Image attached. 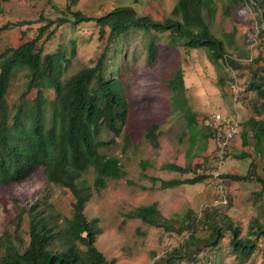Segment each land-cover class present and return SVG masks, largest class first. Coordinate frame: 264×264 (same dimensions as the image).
Segmentation results:
<instances>
[{
    "label": "trees",
    "instance_id": "obj_1",
    "mask_svg": "<svg viewBox=\"0 0 264 264\" xmlns=\"http://www.w3.org/2000/svg\"><path fill=\"white\" fill-rule=\"evenodd\" d=\"M226 1L223 5L226 15L231 12L230 6L237 9L246 6L255 14V28L249 32L257 41L258 53L247 64L249 78L245 90L253 93L255 100L251 104L252 115L241 126L242 151L233 157L250 159L251 168L257 170L259 163L254 159L264 158V29L261 27L264 0ZM215 14V0H177L170 16L162 21L148 15L139 16L132 7H115L94 18L99 29L98 40L102 43L100 54L90 66L66 78L61 77L63 64L68 62L62 50L48 53L40 42L52 21L40 28L35 38L0 52V187L21 182L39 169L46 180L47 187L43 191L49 194L50 187L61 189L69 197L70 207L68 214L61 213L54 203L43 201V197L20 205L10 222L11 229L0 236V264H118L116 259H108L98 250L99 221L88 219L85 214V206L94 191L106 188L110 180L126 176L120 159L109 153L117 139L122 140L124 149L130 141L126 134L130 107L120 79L112 72L107 73V54L116 40L133 29L151 36L146 45L149 65L155 61L156 40L164 35L170 44L181 43L187 52L202 49L212 64H224L242 74L243 64L239 57L232 55L237 50L235 29L217 35L213 30ZM73 16L75 23L92 19L79 12ZM62 22L59 20L57 27ZM49 37L48 34L46 40ZM71 50L73 55V44ZM22 76L27 82L17 105L10 109L9 93L15 79ZM167 84L174 93L169 97L171 113L190 132L192 143L197 142L196 136L206 139L203 129L196 128L198 115L187 102L176 98V91L185 90L183 70L174 71ZM218 84L222 87L224 79H218ZM46 90L52 91L50 101ZM34 92H37L35 99H30ZM158 127L153 124L145 134L153 148L158 147ZM217 133L213 132V137ZM147 165L150 164L142 161L143 168ZM163 168L180 175L190 171L189 166L175 163H167ZM261 171L262 175L253 171L243 176L222 174L219 178L234 182L256 181L259 185L256 196L260 197L257 200H261L264 219V166ZM208 178L211 176L202 173L161 183L171 189L183 184H199ZM150 181L154 184L157 179ZM124 217L181 238L177 247L164 253L154 264H219L223 253L221 242L226 235H229V252L237 262H245L258 249L251 236L264 237V226L256 220L249 225L248 235L241 237L239 226L216 207L205 208L200 214L187 209L167 218L157 204L152 203L134 207ZM25 224L26 229H23Z\"/></svg>",
    "mask_w": 264,
    "mask_h": 264
},
{
    "label": "rangeland",
    "instance_id": "obj_2",
    "mask_svg": "<svg viewBox=\"0 0 264 264\" xmlns=\"http://www.w3.org/2000/svg\"><path fill=\"white\" fill-rule=\"evenodd\" d=\"M176 1L0 0V52L8 46L35 38L39 29L52 21L40 42L48 53L62 50L68 62L63 64L61 77L66 78L90 66L100 54L102 43L98 40L95 17L115 7L126 6L132 7L139 16L148 15L153 20L162 21L170 16ZM215 1L213 30L220 36L222 32L235 29L237 50L232 55L233 58L239 57L243 64L242 74L224 64H212L202 49L187 52L180 46L181 43L170 44L164 35L156 40L155 61L149 65L146 45L151 36L133 29L116 40L107 54V73L112 72L120 79L130 107L126 124L130 141L124 149L122 140L117 139L109 153L120 159L126 176L121 180H110L106 188L94 191L85 206V214L88 219L97 218L99 221L98 250L108 259H116L118 264H154L164 253L181 243L179 236L164 233L139 220L126 219L124 214L137 206L155 203L167 218L182 214L187 209L200 214L205 208L216 207L239 226L241 237L248 235L252 221H259L264 226L261 200L258 201L260 197L256 196L257 182L219 178L222 174L243 176L253 171L262 175L261 168L264 166V158L258 160L253 157L254 162L260 165L257 164L255 170L250 166V159L237 160L233 157L242 151L241 126L252 115L251 104L255 100L253 93L245 91L249 78L247 64L258 53L257 41L249 32V29L255 28V14L246 6L238 9L230 6L231 12L226 15L223 5L227 1ZM75 12L92 19L75 23ZM59 20L63 22L57 27ZM48 34L50 37L46 40ZM71 44L74 46L73 55ZM245 55L250 58H243ZM178 68L183 70L185 90L176 91V98L188 103L198 115L197 130L203 129L204 135H207L206 139L196 136L195 143H192L190 132L183 128L170 109L169 97L174 93L167 81ZM220 78L224 79L222 87L218 84ZM26 82L24 77L15 79L7 101L10 109L17 105ZM45 92L49 101L53 99L51 90ZM36 93H32L30 99H35ZM153 124L159 125L156 131L157 148L145 139L146 130ZM210 131L219 133L213 137ZM142 161L150 165L143 168ZM167 163L189 166L190 171L183 175L169 172L163 168ZM202 173L211 178L199 184H183L171 189L161 183ZM88 178L91 181L92 175ZM151 178L157 179L156 183L153 184ZM46 187V180L39 169L21 182L0 187V236L6 229H11L10 222L20 205L42 197L43 201L54 203L61 213H69V197L55 187H50L49 194H46L43 191ZM23 229H26V224ZM251 238L256 240L257 251L249 260L237 262L229 252V235H226L221 242L223 253L219 264H264V237L260 234Z\"/></svg>",
    "mask_w": 264,
    "mask_h": 264
},
{
    "label": "water",
    "instance_id": "obj_3",
    "mask_svg": "<svg viewBox=\"0 0 264 264\" xmlns=\"http://www.w3.org/2000/svg\"><path fill=\"white\" fill-rule=\"evenodd\" d=\"M261 27L264 29V22H263L262 17H261Z\"/></svg>",
    "mask_w": 264,
    "mask_h": 264
},
{
    "label": "built area",
    "instance_id": "obj_4",
    "mask_svg": "<svg viewBox=\"0 0 264 264\" xmlns=\"http://www.w3.org/2000/svg\"><path fill=\"white\" fill-rule=\"evenodd\" d=\"M216 118L219 120V116H216ZM231 136V135H230Z\"/></svg>",
    "mask_w": 264,
    "mask_h": 264
}]
</instances>
